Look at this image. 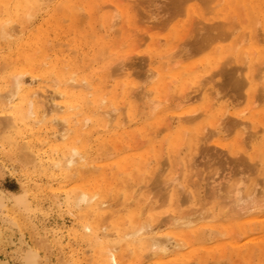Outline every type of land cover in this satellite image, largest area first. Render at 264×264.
Segmentation results:
<instances>
[{
	"label": "rangeland",
	"instance_id": "1",
	"mask_svg": "<svg viewBox=\"0 0 264 264\" xmlns=\"http://www.w3.org/2000/svg\"><path fill=\"white\" fill-rule=\"evenodd\" d=\"M10 1L13 5L18 0ZM75 1L76 3H73L75 5L68 9L69 11L66 10L67 12H63L59 7L60 11L57 10L56 2L45 7L40 6L36 12L34 10L33 14L31 13L33 16L29 18L25 17L26 13L22 15L21 20L24 18L23 22L25 21L22 23L23 27H27L23 37L16 35L15 39L13 36L14 39L5 42L7 46L4 44L1 51V57L6 61H0V67H2L0 83L3 86L0 85V91L8 87V82L11 81L9 78L14 73L24 71L26 78L29 77L31 72L28 70L31 68L35 70V73L45 74L42 78L46 85H51V83L53 85V81L58 79L56 69L61 70L65 82L71 76L75 82L84 80L85 82L80 83L82 86L86 83L90 85V88L84 91L81 87L74 90L77 94L79 92L82 94L83 91V98L88 94L80 101L81 106H84L78 108L77 111L83 108L85 116L93 117L94 106L101 107V111H108L110 106L117 105L121 106L122 112H119L118 119H111V123H107L106 126L104 122L89 124L84 131L80 132L83 136L76 145L84 146V149L85 145L87 146V152H85L95 168L97 167L95 171L91 170L92 172L83 175L81 180L78 177L64 179L59 170H54L51 164L62 157L64 149L60 150V147H51L46 143L43 145L37 143L35 139L40 136L44 137L43 132L32 135L34 138L32 149L38 151V156L33 155L29 161L33 160L28 161L29 164L25 166L23 155L26 159L31 156L24 153L20 156L16 155L22 141L13 136V139H10L11 142L7 143L9 140H5L6 135L3 137L1 135L4 134L2 132L8 134V130L2 132L0 130V264H21L23 255L28 249L38 254L40 260L38 264L40 262L41 264L46 262L47 264H103L106 257L102 256L103 253H98L100 242L94 237L85 236L82 230L83 220L80 219L79 212L67 205L68 196L79 189L101 194L93 203L100 198L105 200L109 198L110 201H107L111 206L117 205L115 218L107 221L108 224H106L109 226L105 224L107 226L105 232L114 237L113 241L119 240L117 237L121 235V231L128 230L132 224L145 222L151 223L153 227H157V224L162 226L160 230L154 231L157 236L178 233L181 229L171 227L169 224L172 217H180L188 212L203 209L208 217L198 221L184 232L186 248L182 251L183 254L186 256L192 254L197 264H211L210 262L212 264L216 262L217 264H224V262L225 264H264V207L262 212L255 215L236 217L239 209H235L236 207L229 205L230 203L228 204L225 200V192L234 188V185L240 181L244 186L243 193L252 192L257 183L258 187L261 185L260 190L256 189L258 201L263 200L262 197H264V0H164L163 3L158 4L155 0H120L121 4L117 0H111L116 3L115 7L117 6L118 22L115 21L113 25L115 28L108 27L110 26L108 15H111V10L116 8L112 7L108 12H106L108 8L101 9L106 5L105 3L108 5L104 7H110L108 0ZM76 8H79V11ZM26 21H28L27 25ZM98 21L99 26H97ZM116 26L119 27L116 28ZM233 27L237 30L235 31ZM108 28L112 30L108 31ZM100 32L102 36L105 35L104 38L100 36ZM240 40L245 42L239 43ZM237 45L240 46L237 47ZM174 46L177 47L175 51L178 56L174 55V58L172 56L170 59L166 56L165 58L163 53L171 52ZM8 51L11 54H6ZM32 51L33 53L36 51L35 55ZM124 55L132 58L130 62L133 65L129 64L131 68L128 66L126 69L130 70L122 74L123 76L120 73L119 76V66L114 65L113 62L119 61L118 58L125 60ZM22 56L32 57L34 60L30 69L25 66L23 60H19ZM39 57L45 58L44 61H41ZM124 60L126 67L129 59L127 63ZM122 64H119L120 68ZM14 67H17L16 71L12 70ZM114 68L118 69V74ZM146 69L153 71L151 75L156 73L152 80L144 81V74L148 71ZM172 72L180 73L178 78L170 76ZM50 73L53 77L49 76ZM108 73L109 76H113L109 77ZM161 75L162 84L159 86V93H156L154 89L160 82ZM198 80H200L199 83H197ZM142 82L146 83L142 85ZM141 85L144 88L140 92L147 95L151 92L149 99L162 103L165 99L169 101L163 106L160 105L162 108L159 106L150 117L147 116L150 111L148 109V112L145 110L147 113L144 111V108H147L146 98L140 96L142 101L138 103L136 98L142 93L139 92L138 96L136 93V96L132 94L135 91L138 93L137 89ZM99 86L101 87L100 95L96 104H92L93 88ZM62 87L65 88L67 85ZM2 93L0 92V95ZM114 93L117 97L116 101L123 102L122 105L125 107L122 108L121 103L113 104L114 102L110 101L109 98ZM166 95L171 98L168 99ZM216 95L217 97L214 98ZM198 96L199 98H194ZM211 96H213L212 99ZM177 97H180L178 101ZM100 98L105 99L103 104H99ZM186 100L190 101L186 102ZM134 101L137 103L133 104ZM210 101L213 103L211 108H208ZM180 103L181 105L178 106ZM130 106L134 107L132 111ZM170 106L176 108L171 109ZM183 110L192 112L188 114L191 116L187 120L189 123H185L186 119L184 120L180 115ZM195 110L198 116L202 115L196 118L197 115L193 114ZM133 111L135 113L132 115ZM225 111L227 115L224 114ZM139 112L147 115L139 116ZM223 115H225V120L222 118ZM192 116H196L195 120ZM165 117L168 120L167 124ZM179 117H182L184 123ZM228 117L231 119L228 120ZM220 118L222 121L217 124L215 120L220 121ZM121 119V122L118 121ZM237 120L242 124L239 125ZM235 121L239 126H236L237 128L236 124L234 125ZM215 123L220 127H216ZM100 124L104 125L100 126ZM166 125L168 127L171 125V127L168 128ZM202 127H206V130L201 129ZM28 128V126L27 129L20 126L18 129L14 128L13 132L21 130L26 136ZM34 128L36 131L37 128ZM163 128L166 129L163 130ZM240 128L245 129L244 132ZM207 129H211V134L214 132L216 135H211ZM201 130L209 133L211 137H207L206 140L207 135L203 137L204 133L201 136ZM160 131L161 134L158 133ZM72 136L73 133L69 135V138ZM171 137L177 139L176 143H170ZM240 137H243V140L239 139ZM83 140L84 143H82ZM177 147L181 148L177 150ZM108 155L110 157H107ZM119 160H121V165L116 164ZM33 161L36 163L34 167V164L31 166ZM178 162L180 165L177 164ZM175 173L178 174V178ZM173 176L177 178H175L177 181L175 183H172ZM137 184L142 186L139 190L135 189L138 188ZM178 187L183 190H178ZM131 190L132 193L134 191L135 197L130 194ZM128 194L133 197H130L131 201ZM20 199L27 201L24 202L27 207H24V204L23 206L17 205ZM120 201L122 203L119 206ZM143 205H145L142 207L143 211L141 208L139 210V207ZM241 207L244 208V206ZM224 211L225 214H222L221 212ZM136 217L137 220L140 219V222L135 221ZM92 220L89 221L92 222ZM202 229H204V235L211 234L208 231H214L213 235L217 233L213 239L210 237L201 239L202 242L201 240L196 242L194 239H198V236L196 238L195 236L198 232H202ZM188 236L193 237L194 241ZM250 237L253 240L243 241ZM191 241L193 243L189 244ZM124 242L126 240L119 244V246L123 244L124 246L116 253L121 259V264H135L136 261L139 264H154L143 260L144 257L139 259L141 253L132 247L125 246ZM170 244L172 245L173 242ZM232 248H236L237 253H233Z\"/></svg>",
	"mask_w": 264,
	"mask_h": 264
},
{
	"label": "bare ground",
	"instance_id": "2",
	"mask_svg": "<svg viewBox=\"0 0 264 264\" xmlns=\"http://www.w3.org/2000/svg\"><path fill=\"white\" fill-rule=\"evenodd\" d=\"M75 0H18L16 3H14L13 5H11L10 4V0H0V61H6V59L4 60V58H2L1 56H2V54H1V51H2V49H3V47H4V44H6L5 42H7V41H9V39H14V37H15V39H16V35H19V36H22L24 33H25V28H27V27H23V25L24 24H22V23H24L23 22V19L21 20V17H22V15L24 14V13H26L25 14V17H27V18H29V17H31V16H33L32 14H33V12H34V10H35V12H36V9H38L40 6H48L49 4L51 5V4H55L56 2H57V10H59L58 9V7L60 8V10H62L63 12H67L66 10H68V9H71V7L72 6H74L73 5V3H76V1L74 2ZM118 2L120 1V0H117ZM122 1V0H121ZM125 1V0H124ZM123 1V2H124ZM127 1V0H126ZM129 1V0H128ZM153 1V0H152ZM156 1H158L156 4H158L159 2L160 3H163V1L164 0H155V2ZM213 1V0H212ZM78 2V1H77ZM92 2V1H91ZM108 2H109V4H110V7H104V6H106V5H108L107 3H105L106 5H104L103 6V4H102V6H103V8H101V9H104V8H108L107 9V11L106 12H108V10L111 8L112 9V7L113 8H116V9H112L111 10V15H108L109 17H108V22L110 23L109 25L110 26H108V27H112L114 24H115V21L116 22H118V15H117V6L115 7V5H116V3H114V2H111V0H108ZM154 2V3H155ZM91 4V3H90ZM90 4H88V5H90ZM119 4H121L120 2H119ZM136 4V3H135ZM187 4V3H186ZM96 6V5H95ZM101 6V7H102ZM93 7V6H92ZM186 7V6H185ZM215 7V6H214ZM217 7V6H216ZM93 8H96V7H93ZM120 8V7H119ZM204 8V7H203ZM240 8V7H239ZM242 8V7H241ZM47 9V8H46ZM76 9H78V11H79V8H76ZM124 9V8H123ZM24 10H25V12H24ZM59 10V11H60ZM125 10V9H124ZM123 10V11H124ZM69 11V10H68ZM82 11V10H81ZM80 11V12H81ZM97 11V10H96ZM185 11V10H184ZM58 12V11H57ZM98 12V11H97ZM9 13H11V14H9ZM32 13V14H31ZM96 13V12H95ZM207 13V12H206ZM110 14V13H109ZM124 14V13H123ZM244 15V14H243ZM8 16V17H7ZM24 17V16H23ZM96 17V16H95ZM95 17H94V19H95ZM243 17V16H242ZM26 18V19H27ZM106 18V17H105ZM117 19V20H116ZM22 21V22H21ZM29 21V20H28ZM28 21H26L27 23H26V25L28 24ZM201 21V20H200ZM235 21V20H234ZM105 22V21H104ZM124 22V21H123ZM232 22V21H231ZM97 26H99V21L97 22ZM205 25V24H204ZM237 25V24H236ZM210 26V25H209ZM114 27V26H113ZM119 26H116V28H118ZM189 27V26H188ZM193 27V26H192ZM238 27V26H237ZM258 27V26H257ZM98 29H99V27H97ZM106 28H107V26H106ZM115 28V27H114ZM234 28V27H233ZM45 29V28H44ZM246 29H247V27H246ZM109 30H112V28H108V31ZM221 30V29H220ZM225 30H227V29H225ZM234 30H235V28H234ZM234 30H232V32L234 31ZM237 30V29H236ZM235 30V31H236ZM107 31V30H106ZM229 31V30H228ZM94 32V31H93ZM258 32V31H257ZM256 32V33H257ZM224 33H225V31H224ZM245 33V32H244ZM116 34V33H115ZM215 34V33H214ZM229 34V33H228ZM230 35H231V32H230ZM229 35V36H230ZM14 36V37H13ZM100 36H102V34H101V32H100ZM103 36H105L104 34H103ZM102 36V38H104ZM143 36H144V34H143ZM185 36H186V34H185ZM216 36V35H215ZM228 36V35H227ZM245 36H246V34H245ZM23 37V36H22ZM22 37H20V38H22ZM187 37V36H186ZM244 37V36H243ZM19 38V39H20ZM126 38V37H125ZM185 38V37H184ZM219 38V37H218ZM17 39H18V36H17ZM30 39V38H29ZM239 40V39H238ZM242 40H244V39H242ZM245 40H246V37H245ZM206 41V40H205ZM111 42V41H110ZM124 42V41H123ZM214 42V41H213ZM212 42V43H213ZM239 43L240 42H245V41H238ZM237 42V43H238ZM15 43H17L16 41H15ZM18 43H20V42H18ZM101 43V42H100ZM116 43H117V41H116ZM156 43V42H155ZM236 43V44H237ZM238 43V44H239ZM242 43V44H243ZM33 44V43H32ZM113 44H115V43H113ZM135 44V43H134ZM158 44V43H157ZM17 45V44H16ZM21 45H22V43H21ZM241 45V44H240ZM240 45H237V47L238 46H240ZM244 45V44H243ZM6 46H7V44H6ZM29 46V45H28ZM120 46H123V45H120ZM158 46V45H157ZM177 46V45H176ZM176 46H174V50H172L171 52H169L168 50V54L167 53H163V56H164V54H165V58H172V56H173V58H174V55L176 56H178V54H176V51H175V47ZM18 47V46H17ZM16 47V48H17ZM35 48V47H34ZM177 48V47H176ZM15 49V48H14ZM13 49V50H14ZM20 49H22V48H20ZM106 49V48H105ZM229 49H230V47H229ZM10 50V49H9ZM18 50V49H17ZM16 50V51H17ZM28 50V49H27ZM169 50H170V48H169ZM12 51V50H11ZM20 52V51H19ZM18 52V53H19ZM23 52V51H22ZM174 52V53H173ZM9 53V51L6 53V54H8ZM13 53H14V51H13ZM16 53V52H15ZM32 53H33V51H32ZM35 53H36V51H35ZM35 53H33V55H35ZM9 54H11V52L9 53ZM20 54V53H19ZM101 53H99V55H100ZM103 54V53H102ZM105 54V53H104ZM107 54V53H106ZM167 54V55H166ZM242 54H244V53H242ZM251 54H253V52L251 53ZM4 55V54H3ZM32 55V56H33ZM239 55H241V54H239ZM6 56V55H5ZM4 56V57H5ZM20 56V55H19ZM30 56V55H29ZM100 56H102V55H100ZM103 56H105V55H103ZM108 56V55H107ZM125 56H126V58H125ZM131 55H129V57H130ZM167 56V57H166ZM171 56V57H170ZM228 57V56H227ZM230 57V56H229ZM242 57V56H241ZM246 57V56H245ZM244 57V58H245ZM262 57V56H261ZM40 58V57H39ZM39 58H38V60H39ZM104 58V57H103ZM123 58H125V60H126V63H127V60L129 59V61H128V63H127V65H126V67H125V62H123V60L124 59H120V58H118L119 59V61L118 60H114L115 62H113L114 63V65H116V66H119V74H118V69L116 70L115 68V72H117V74L120 76V73H121V75L123 74H125L128 70H130L129 68L128 69H126L128 66H129V64H131V65H133L132 64V62H130L131 60H130V58H127V55H124L123 56ZM161 58V57H160ZM2 59V60H1ZM37 59V58H36ZM45 59V58H44ZM44 59H41L40 58V60L42 61H44ZM132 59V58H131ZM224 59V58H223ZM228 58H226V60H227ZM19 60H23L24 61V64H25V66L26 67H29L28 69H30L31 68V65L33 64V62H34V60L32 59V57L30 58H27V57H25V56H22V57H19ZM37 60V61H38ZM122 60V61H121ZM124 60V61H125ZM243 60V59H242ZM8 61H9V59H8ZM36 61V62H37ZM118 61V62H117ZM121 61V62H120ZM228 61V60H227ZM11 61H9V63H10ZM130 62V63H129ZM172 62H175V61H172ZM1 63V62H0ZM3 63V62H2ZM115 63H123L122 65L124 66H122L121 65V68H120V65L118 64H115ZM170 63V62H169ZM176 63V62H175ZM3 64H5V63H3ZM2 64V65H3ZM42 64V63H41ZM44 64V63H43ZM42 64V65H43ZM59 64V63H58ZM171 64H173V63H171ZM228 64V63H227ZM231 64V63H230ZM46 65V64H45ZM112 65V64H111ZM113 65V66H114ZM170 65V64H169ZM258 65V64H257ZM261 65H262V63H261ZM4 66V65H3ZM8 66V65H7ZM172 66H174V64L172 65ZM197 66V65H196ZM242 66V65H241ZM4 67H6V65L4 66ZM4 67H3V69H4ZM130 67V66H129ZM1 69H0V71H2V67H0ZM50 68V67H49ZM63 68V67H62ZM82 68H84V67H82ZM117 68V67H116ZM131 68V67H130ZM254 68V67H253ZM65 69V68H64ZM63 69V70H64ZM121 69V70H120ZM194 69V68H193ZM12 70L13 71H16L17 70V67H14V68H12ZM37 70H38V68H37ZM113 70V69H112ZM146 70H148V71H150V72H148V71H146L147 73L146 74H144L145 75V80L144 81H146V80H152L153 78H154V76H156L154 73H153V75H151L152 74V72L153 71H151L150 69H146ZM254 70V69H253ZM21 71V70H20ZM25 71H26V69H25ZM28 71H30L31 73L29 74V77H26L25 78V72L23 71V73H14V75L11 77V78H9V81H10V79H11V81L10 82H8L9 83V85H8V87L6 86L5 88H3L0 92H3L1 95H0V130H1V132L2 131H7L8 130V134H6V132H2V134L3 135H1L2 137L4 136V135H6V137H4V138H7V139H5V140H9L7 143H10L11 141H10V139L12 138L13 139V136L14 137H18L19 139H20V141H22L21 143V146H19V149H18V147H16L17 149H18V151L20 152H16V155L18 156H20V154L22 155L23 153L25 154V155H27V156H31V157H29V159L27 160L26 158H24V155H23V158L22 159H25V162L26 163H24V165L25 166H27L26 164H29V163H27L31 158H32V156L34 155V156H38V151H33V149H32V142L34 141V138H33V136L32 135H34L35 133H37V132H43L44 134H45V136L44 137H35L36 139V142L37 143H39V144H41V145H43L44 143H46V144H48V145H50L51 147L52 146H54V147H56V148H58V147H60L59 149L61 150V149H64L63 151H64V153L62 154V157L59 159V160H56V162L53 164H51V165H53L52 167H54L55 169L54 170H59L61 173H62V175L64 176L63 178L64 179H71V178H79L80 180L82 179L81 177L83 176V175H85L86 173H89V172H92V171H95L96 169H97V167L95 168V166H94V164H93V162L92 161H90V159H89V156H88V154L86 153L87 152V150H86V145H85V149L83 148V147H79V145H76V143L80 140V138H82V136H83V134L82 133H80L81 131H84V129L89 125V124H98L99 122H104L105 123V126H106V124L107 123H111V121L115 118V119H118V117H119V112L121 113L122 111L120 110V107L121 106H117V105H113L112 107L110 106V108H109V110L108 111H104V110H102L101 111V107H99V106H94V116L93 117H90V116H85V111H84V109L83 108H81L79 111H77L78 110V108H80V107H83L84 105H82L81 106V104H82V102L80 103V101L82 100V99H84L86 96H88V94L83 98L82 97V94H83V91L85 90V89H89L90 88V85L89 84H87L86 83V85H84V86H82L80 83H82V82H85L84 80H79L78 82H75V80L73 79V77L71 78V76H70V78L68 77V79H67V81L65 82V80L63 79V73L61 72V70L59 71V70H56L55 69V73H56V75H57V80H55V81H53V85H52V83H51V85H46L45 83H44V81H43V78H42V76H44L45 74L43 73V72H34L35 70H33L32 68H31V70H28ZM111 72H113V71H111ZM107 73V72H106ZM13 74V73H12ZM75 74V73H74ZM74 74H73V76H74ZM105 74V73H104ZM111 74H114V73H111ZM180 74V73H179ZM178 73H170V76H172V77H175V78H178V75H179ZM71 75V74H70ZM122 75V76H123ZM143 75V76H144ZM239 75V74H238ZM49 76H52L51 75V73H50V75ZM108 76H109V73H108ZM113 75H111V76H109V77H112ZM131 76V75H130ZM241 76V75H240ZM53 77V76H52ZM118 77V76H117ZM253 77V76H252ZM6 78V77H5ZM115 78V77H114ZM143 78V77H142ZM199 78V77H198ZM202 78V77H201ZM256 78V77H255ZM142 80V79H141ZM162 75H161V80H159L160 82H158V85L156 86V88L154 89L155 90V92L156 93H159V86L162 84ZM200 80H202V79H200ZM200 80H198V82L197 83H199V81ZM245 80V79H244ZM4 81H6V79L4 80ZM205 81V80H204ZM1 82V81H0ZM140 82V81H139ZM207 82V81H206ZM209 82V81H208ZM207 82V83H208ZM217 82V81H216ZM47 83V82H46ZM143 83V82H142ZM146 82H144L142 85H144ZM149 83V82H148ZM172 83V82H171ZM173 83H174V81H173ZM196 83V82H195ZM203 83V82H202ZM262 83V82H261ZM62 84V86L63 85H67V87H62V86H60L59 87V85H61ZM204 84V83H203ZM0 85H1V83H0ZM142 85H141V87H142ZM167 85L169 86V84L167 83ZM262 85V84H261ZM2 86V85H1ZM167 86V87H168ZM3 87V86H2ZM1 87V88H2ZM78 87H81V88H84L83 89V91H82V94H81V92H79L78 94L77 93H75L74 92V90H77L78 89ZM100 87V86H99ZM93 88V100H92V104H96V101H97V99H98V96L100 95V91H101V87L100 88ZM141 87L139 86V88L137 89L138 90V93H137V91H135L134 93H132L133 94V96H138L139 95V92L140 91H143V88L144 87H142V90H141ZM201 87V86H200ZM119 88H120V84H119ZM104 89V88H103ZM118 89V88H117ZM140 89V90H139ZM167 89V88H166ZM169 89V88H168ZM201 89H202V87H201ZM197 90V89H196ZM200 90V89H199ZM131 91H132V89H131ZM134 91V90H133ZM161 91V90H160ZM125 92V91H124ZM185 92V91H184ZM188 92V91H187ZM186 92V93H187ZM198 92H200V91H198ZM135 93H136V95H135ZM140 93H142V92H140ZM144 93V92H143ZM142 93V94H143ZM150 93L151 92H149L148 93V95L145 93V94H140L139 96H138V98H136L137 99V102L139 103V101L141 102L142 101V99L141 98H146L145 99V101H146V104H147V108L145 109L144 107V111L145 110H149L150 111V113L148 112V110H147V114H149V115H147L146 113H138V114H140L139 116H141L142 114H143V116H149L150 117V115L151 114H154L155 113V111L158 109V107L160 106V105H164V103H167V102H169V101H166V99H165V101L164 100H162V101H164V103H162V102H158L157 100H154V99H149V96H150ZM126 94V93H125ZM209 94V93H208ZM128 95H129V93H128ZM131 95V94H130ZM213 95V94H212ZM140 96H141V98H140ZM167 96V95H166ZM197 96V95H196ZM103 97V96H102ZM170 97V96H169ZM169 97L167 96V98L169 99ZM212 97L213 96H211V99H212ZM215 97H217V95L216 96H214V98ZM161 98V97H160ZM171 98V97H170ZM180 98V97H179ZM178 97H177V101H178V99H179ZM194 98H199V96L198 97H194ZM193 98V99H194ZM244 98V97H243ZM110 101H112V102H114L113 104H120V105H122L123 104V102H118V101H116V99H117V97L115 96V93H114V95L113 96H110ZM135 99V98H134ZM172 99H173V97H172ZM210 99V98H209ZM88 99H86V101H87ZM104 98H100V102H99V104H103V102H104ZM173 100H175V98L173 99ZM196 100V99H195ZM136 101V100H135ZM135 101L133 102V104L135 103ZM188 101H190V100H186V102H188ZM136 102V103H137ZM185 102V101H184ZM86 103H88V101L86 102ZM135 103V104H136ZM162 103V104H161ZM212 103L213 102H211L210 101V104L209 105H207L208 106V108H211V106H212ZM254 103V102H253ZM184 104V103H183ZM214 104H215V101H214ZM138 105V104H137ZM166 105V104H165ZM179 105H181V103L180 104H178V106ZM123 106L124 105H122V108H123ZM134 106V105H133ZM136 106V105H135ZM162 106H160L161 108H162ZM173 106H175V105H173ZM173 106H170L171 107V109L173 108ZM177 106V107H178ZM210 106V107H209ZM125 107V106H124ZM137 107V106H136ZM135 107V109H137ZM133 108L134 107H131L130 106V110L132 111L133 110ZM161 108H160V110H161ZM165 108V107H164ZM163 108V109H164ZM174 108H176V107H174ZM173 108V109H174ZM179 108V107H178ZM125 109V108H124ZM135 109H134V111H135ZM140 109V108H139ZM142 109V108H141ZM140 109V110H141ZM41 110V111H40ZM129 110V109H128ZM225 110H226V106H225ZM132 112V115H133V113H135V112ZM137 111V110H136ZM184 111V110H183ZM181 112L180 113V115L183 117V119L185 120V123L187 122V120L191 117V116H188V114H192V112H189V111H184V112ZM196 111V110H195ZM124 112V111H123ZM161 112H162V110H161ZM164 112V111H163ZM203 112V111H202ZM201 112V113H202ZM137 113V112H136ZM197 113V111L196 112H194L193 114L194 115H197V117L196 118H198L200 115H202V114H200L199 116H198V113ZM124 114V113H123ZM123 114H122V117H123ZM146 114V115H145ZM177 114V113H176ZM224 114H226V111L224 112ZM242 114V113H241ZM227 115V114H226ZM136 116H137V114H136ZM125 117V116H124ZM131 117V116H130ZM135 117V116H134ZM138 117V116H137ZM182 117H179V119L181 120V122H183V119H181ZM195 117H193L192 116V118L194 119ZM224 117H225V115H223L222 116V118L224 119ZM133 118V117H132ZM146 118V117H145ZM168 118V117H167ZM222 118H220V121L219 120H215V122H217V124L218 123H220L221 121H222ZM229 118L230 117H228V120H229ZM112 119V120H111ZM131 119V118H130ZM165 119H166V117H165ZM231 119V118H230ZM179 120V121H180ZM195 120V119H194ZM225 120V119H224ZM224 120H223V122H224ZM118 121H122V119L121 120H118ZM166 122V124H167V119L165 120ZM219 121V122H218ZM227 121V120H226ZM231 121V120H230ZM233 121V120H232ZM231 121V122H232ZM126 122V121H125ZM134 122V121H133ZM230 122V123H231ZM237 122H239V125L240 124H242V122H240V121H238L237 120ZM237 122L235 121V123H234V125H235V127L236 126H238V124H237ZM31 123V124H30ZM184 123V122H183ZM187 123H189V122H187ZM244 124L245 123H247V122H243ZM109 124L107 125V126H109ZM168 124H170V123H168ZM216 123H215V126L217 127V126H219V125H217ZM228 124V123H227ZM231 124H233V123H231ZM230 124V125H231ZM104 125V124H103ZM103 125H101L100 124V126H103ZM224 125V124H223ZM229 125V124H228ZM234 125H232V127H234ZM20 126H22V127H25L26 129H27V126L29 127L28 128V135L30 134V136L28 137V135H24L23 133H22V131L21 130H19V131H17V132H13V130H15V129H18V127H20ZM36 127L37 128V130L36 131H34V127ZM120 126V125H119ZM164 126H165V124H164ZM167 127H168V125H166ZM215 126H214V129H215ZM111 127V126H110ZM109 127V128H110ZM121 127V126H120ZM170 127H171V125H170ZM170 127H168V128H170ZM220 127V126H219ZM224 127V126H223ZM226 127L228 128V126L226 125ZM239 127V126H238ZM15 128V129H14ZM113 128V127H112ZM115 128V127H114ZM237 128V127H236ZM145 129V128H144ZM160 129V128H159ZM166 128H163V130H165ZM201 129H204V131L206 130V127H202ZM241 129V128H240ZM246 129H247V127H246ZM106 130V129H105ZM158 130V129H157ZM198 130V129H197ZM208 130V132H210V134H211V129H207ZM210 130V131H209ZM242 130V129H241ZM243 130H245V129H243ZM242 130V131H243ZM91 131V130H90ZM202 132V130H201V132L202 133H200L201 134V136H202V134H204L205 132ZM249 131V130H248ZM93 132V131H92ZM91 132V133H92ZM244 132V131H243ZM246 132V131H245ZM73 133V136L72 137H70L69 138V135L70 134H72ZM158 133H160L161 134V131L160 132H158ZM179 134H180V131L178 132ZM247 134H248V132H246ZM250 133V132H249ZM149 134H150V132H149ZM178 134V135H179ZM199 134V135H200ZM213 135H216V133H212ZM211 134V135H212ZM243 134V133H242ZM251 134V133H250ZM256 134V133H255ZM7 135H8V137H7ZM193 135V134H192ZM207 135V136H206ZM211 135H209V133H205L204 135H203V137H205L206 136V140H207V137H211ZM246 135V134H245ZM245 135H243V137L245 136ZM184 136V135H183ZM200 136V137H201ZM253 136V135H252ZM251 136V137H252ZM99 137V136H98ZM199 137V138H200ZM223 137V136H222ZM242 137V138H243ZM137 138V137H136ZM241 137L239 138V139H242ZM113 139V138H112ZM208 139H211V138H208ZM243 140V139H242ZM112 141V140H111ZM175 141H177V139L175 138V137H171V139H170V143L171 144H174V143H176ZM198 141H201V139L199 140L198 139ZM12 142H14V141H12ZM87 141H85V143H86ZM145 142V141H144ZM208 142V141H207ZM15 143V142H14ZM20 143V142H19ZM58 143H62L63 145L62 146H60ZM82 143H84V140L82 141ZM139 143V142H138ZM182 143H183V140H182ZM240 143V142H239ZM243 143V145H244V142H242ZM241 143V144H242ZM87 144V143H86ZM143 144V143H142ZM201 144V143H200ZM14 145H16V143L14 144ZM38 145V144H37ZM141 145V144H140ZM140 145H138V146H140ZM217 145V144H216ZM124 146V145H123ZM170 146V145H169ZM179 146H181V145H179ZM62 147V148H61ZM89 147V146H88ZM109 147V146H108ZM121 147V146H120ZM162 147V146H161ZM126 148V147H125ZM178 149L177 150H179V148H181V147H177ZM123 149V148H122ZM121 149V150H122ZM245 149V148H244ZM104 150V149H103ZM110 150V149H109ZM86 151V152H85ZM90 151V150H89ZM101 153H103V152H101ZM101 153H100V155H101ZM115 153V152H114ZM118 153V152H117ZM162 153V152H161ZM58 154V153H57ZM108 154V153H107ZM52 155H53V153H52ZM59 155V154H58ZM26 156V157H27ZM111 156H112V154H111ZM144 156H146V155H144ZM178 156V155H177ZM107 157H110L109 155L107 156ZM147 157V156H146ZM236 157V156H235ZM16 158V157H15ZM105 158V157H104ZM18 159L21 161V158L20 157H18ZM100 159V158H99ZM27 160V161H26ZM33 160V159H32ZM31 160V161H32ZM165 160H166V158H165ZM256 160V159H255ZM19 161V162H20ZM31 161H29V162H31ZM257 161V160H256ZM22 162H24V160L22 161ZM34 162V163H33ZM32 162V164H31V166L33 165V167L35 166V161H33ZM150 162V161H149ZM152 162V161H151ZM192 162V161H191ZM21 163V162H20ZM19 163V164H20ZM160 163H162V162H160ZM165 163H166V161H165ZM22 164V163H21ZM20 164V165H21ZM43 164H45V163H43ZM102 164V163H101ZM116 164H119V165H121V160H119V161H117V163ZM142 164V163H141ZM177 164H179V162L177 163ZM147 165H148V163H147ZM166 165H167V163H166ZM180 165V164H179ZM49 166V165H48ZM126 166V165H125ZM141 166V165H140ZM139 166V167H140ZM162 166V165H161ZM177 166V165H176ZM39 167V166H38ZM122 167V166H121ZM144 167H145V165H144ZM112 168H113V166H112ZM127 168V167H126ZM129 168V167H128ZM132 168V166L130 167V169ZM143 168V167H142ZM165 168V167H164ZM180 168V167H179ZM41 170V169H40ZM56 170V171H57ZM92 170V171H91ZM128 170V169H127ZM177 170V169H176ZM159 171H160V169H159ZM163 171V170H162ZM181 172V171H180ZM95 173V172H94ZM154 174L156 173V172H153ZM152 173V174H153ZM159 174L161 173V172H158ZM154 174H153V176H154ZM157 174V173H156ZM47 175V174H46ZM175 175H176V177L178 176V174L177 173H175ZM174 177V176H173ZM176 177H174L172 180V183H175V182H177L176 181V179L178 178H176ZM155 178H156V176H155ZM176 178V179H175ZM63 179V180H64ZM140 179V178H139ZM147 179V178H146ZM241 179V178H240ZM149 180V179H148ZM258 181H259V179H258ZM257 181V182H258ZM69 182V181H68ZM150 182V181H149ZM170 182V181H169ZM164 183V182H163ZM167 183V182H166ZM171 183V184H172ZM246 183V182H245ZM83 184V183H82ZM171 184H168V185H171ZM73 185V183L71 184V186ZM121 185V184H120ZM148 185H149V183L147 184V186L146 187H148ZM166 185V184H165ZM245 185V184H244ZM260 185V184H259ZM78 186V185H77ZM80 186V185H79ZM137 186H138V188L136 187V185H135V189L137 190H139L140 189V186L137 184ZM178 186V185H177ZM180 186V185H179ZM256 186V187H255ZM254 186V188H253V190H252V192H250V193H243L242 192V190H243V183H242V181H240V182H237L235 185H234V188H230V190H227V192H225L226 194H225V200L228 202V204L229 205H233L234 206V208L235 209H239V210H241V211H237L236 212V217H240V216H247V215H255V214H257V213H259V212H262V209H263V207H264V197H262V193H260V195H261V197H262V199L263 200H261V201H258V198H257V194H256V189H259L260 187H261V185L258 187V183H257V185H255ZM69 187H70V185H69ZM82 187V186H81ZM134 187V186H133ZM132 187V188H133ZM142 187V186H141ZM145 187V186H144ZM233 187V186H232ZM263 187V186H262ZM128 188V187H127ZM131 188V187H130ZM89 189H90V187H89ZM122 189V188H121ZM110 190V189H109ZM133 190V189H132ZM132 190H131V193L130 194H132L134 197H135V193H134V191H133V193H132ZM178 190H180L179 189V187H178ZM181 190H183V189H181ZM180 190V191H181ZM260 190V189H259ZM262 190H263V188H262ZM261 190V191H262ZM90 191V190H89ZM92 191V190H91ZM95 191V190H94ZM97 191V190H96ZM179 191V192H180ZM138 193V192H137ZM119 194V193H118ZM130 194H128L129 195V198L130 197H132V195H130ZM177 194V193H176ZM175 195V194H174ZM187 195V194H186ZM101 196V194H98V193H90V192H88V191H85V190H80L79 189V191H76V192H74V193H72V194H70L69 196H68V198H67V205L70 207V208H72L73 210H75V211H78L79 212V216H80V219H82L83 220V228H82V230L84 231V233H85V236H87V237H94L96 240H98L100 243H98V242H96V243H98L99 245V247H98V249H99V251H98V253L99 254H102L103 253V255L102 256H104V257H106V260L103 262V264H121V259L119 258V256L116 254L117 252H118V250H120L121 248H122V246H124V244L122 245V246H119V244L121 243V242H123V240H126V242H124L126 245L125 246H129L130 248L132 247L135 251H137V252H140L141 253V256H139V259H140V257H142L141 259H143V257L145 258V259H143V260H145L146 262H153L154 264H197V262L194 260V257L192 256V254H191V256L193 257H191V256H186L185 254H183V250L186 248V243H185V241H184V232L186 231V230H188V229H190V227H192V226H194L198 221H202V220H205L208 216H206L205 215V213L203 212V209H200L199 211H194V212H188V213H186V214H184V215H181L180 217H172L171 219H170V226L171 227H176L177 229H181L180 231H178V233H175V234H165V235H162L161 237L160 236H157V235H155L154 234V231H156V229L157 230H160V228L162 227V226H159L160 224H157L156 226L157 227H153L152 226V224L151 223H148V222H145V223H140V224H132L130 227H128L129 229L128 230H124V231H121V235H119L117 238H119V240H117V241H113V239H114V237H112V235L110 236L108 233H106L105 232V230H106V227L107 226H109V225H107L108 224V220L109 219H113V218H115V215H116V213H117V211L115 210L116 208H118V207H116L115 205L113 206H111V204H110V200H109V198L107 199V200H109V201H107V200H105L104 198H100L99 200H97L96 202H94L93 203V201L96 199V198H99ZM152 196V195H151ZM180 196V195H179ZM188 196H190V195H188ZM115 197V196H114ZM113 197V198H114ZM119 198H120V196H118ZM144 197V196H143ZM148 197V196H147ZM150 197V196H149ZM178 197V196H177ZM187 197V196H186ZM133 198V197H132ZM145 198V197H144ZM181 198H182V196H181ZM55 199V198H54ZM130 201H131V198L129 199ZM150 200V199H149ZM181 200V199H180ZM8 201V200H7ZM26 201V200H25ZM24 199L21 201V199H20V201H18L17 202V205L18 206H23V204H24ZM118 201V200H117ZM117 201L115 202V203H117ZM27 202V201H26ZM66 202V201H65ZM176 204H178V201L176 200ZM187 202V201H186ZM185 202V203H186ZM93 203V204H92ZM119 203V206H120V203H122L121 201L120 202H118ZM185 203H184V205H185ZM27 204V203H26ZM112 204H113V202H112ZM183 204V203H182ZM28 205V204H27ZM66 205V206H67ZM123 205V204H122ZM146 205V204H145ZM145 205H143V206H141V207H139V210H141L142 209V207H144ZM179 205H181V204H179ZM263 205V206H262ZM26 205L24 204V207H25ZM140 206V205H139ZM161 206V205H160ZM173 206H175V205H173ZM221 206V205H220ZM241 206H244V208L243 207H241ZM27 207V206H26ZM225 207V206H224ZM223 207V208H224ZM228 207V206H227ZM226 207V208H227ZM230 207V206H229ZM228 207V208H229ZM238 207V208H237ZM239 207H241V208H239ZM19 208V207H18ZM123 208V207H122ZM141 208V209H140ZM156 208V207H155ZM177 208H178V205H177ZM202 208V207H201ZM24 209V208H23ZM67 209H68V207H67ZM207 209V208H206ZM222 209V208H221ZM232 209V208H231ZM242 209H244V210H242ZM194 210V209H193ZM202 210V211H201ZM226 210V209H225ZM68 211V210H67ZM72 211V210H71ZM70 211V212H71ZM138 211V210H137ZM141 211H143V209L141 210ZM140 211V212H141ZM177 211H178V209H177ZM244 211V212H243ZM133 212V211H132ZM140 212H138L139 214H140ZM183 212V211H182ZM207 212V211H206ZM213 212V211H212ZM212 212L210 213L211 215H212ZM240 212V213H239ZM244 213V214H242V213ZM203 213H204V215H203ZM209 213V212H208ZM207 213V214H208ZM222 214H225V211L224 212H221ZM141 214H142V212H141ZM158 214V213H157ZM182 214V213H181ZM135 215V214H134ZM133 215V216H134ZM152 215V214H151ZM166 215V214H165ZM179 215V214H178ZM209 215V214H208ZM210 215V216H211ZM221 215V214H220ZM131 216V215H130ZM139 216V215H138ZM210 216H209V218H210ZM230 216V215H229ZM231 216H232V214H231ZM235 216V215H234ZM256 218V217H255ZM254 218V219H255ZM90 219H93L92 220V222H90L89 220ZM136 220V222L137 221H139L140 219H139V217H138V219L139 220H137V217L135 218ZM158 219V218H157ZM212 219V218H211ZM214 219V218H213ZM248 219V218H247ZM256 219H259V218H256ZM261 219V218H260ZM123 220V219H122ZM221 220V219H220ZM168 221V220H167ZM82 222V221H81ZM126 222V221H125ZM140 222V221H139ZM155 222H156V218H155ZM161 222V221H160ZM107 223V224H106ZM113 223V222H112ZM121 223V222H120ZM158 223V222H157ZM167 223V222H166ZM107 226H106V225ZM123 224H124V222H123ZM122 224V225H123ZM163 224V223H162ZM169 224H166V225H169ZM119 225V224H118ZM165 225V224H164ZM163 225V226H164ZM165 225V226H166ZM155 226V225H154ZM164 226V227H165ZM208 227V226H207ZM211 227V226H210ZM214 227V226H213ZM168 228V227H167ZM35 229V228H34ZM81 229V228H80ZM113 229H116V228H114L113 227ZM264 229V228H263ZM117 230V229H116ZM253 231V230H252ZM58 232V231H57ZM158 232H160V231H158ZM204 229H202V232H198V234H196V236H195V238L198 236V239L196 238V239H194L196 242H198L197 240H201V239H208V238H210L211 237V239H213L214 237L213 236H215V234L217 233V232H215V234L213 235V233H214V231H208V233L209 232H211V234H205L204 235ZM213 232V233H212ZM82 233V232H81ZM223 233V232H222ZM111 234H113V233H111ZM119 234H120V232H119ZM248 234V233H247ZM83 235V234H82ZM118 235V234H117ZM115 236V235H114ZM203 236H205V237H207V238H203ZM217 236H219V235H217ZM239 235H237V237H238ZM109 237H110V240H109ZM188 237H190V236H188ZM222 237V236H221ZM253 237V236H252ZM112 238V239H111ZM116 238V237H115ZM191 238V237H190ZM217 238V237H216ZM220 238V237H219ZM235 238H236V236H235ZM239 238V237H238ZM254 238V237H253ZM253 238H249V239H245V240H243V241H246V240H249V241H251L250 239H252L253 240ZM95 239L93 240V241H95ZM193 239V237L191 238V240ZM259 239V238H258ZM41 240V239H40ZM194 240H192V241H194ZM191 241V243H189V244H192L193 242ZM40 242V241H39ZM170 242H173V244L171 245L170 244ZM201 242H202V240H201ZM204 242V241H203ZM205 242H206V240H205ZM209 242V241H208ZM242 242V241H241ZM43 244V243H42ZM169 244H170V246H169ZM235 244H237V243H235ZM206 248V247H205ZM92 249V248H91ZM124 249V248H123ZM225 249H226V247H225ZM224 249V250H225ZM87 251H89V250H87ZM199 251V250H198ZM122 252V251H121ZM128 252L130 253V251L128 250ZM232 252L233 253H237V250H236V248H232ZM139 254V253H138ZM129 255V254H128ZM194 255V254H193ZM254 255V254H253ZM48 256V255H47ZM203 256V255H202ZM214 256V255H213ZM89 257V256H88ZM95 257H96V254H95ZM250 257V256H249ZM251 257H252V255H251ZM124 258V257H123ZM123 258H122V260H123ZM126 258V257H125ZM203 258V257H202ZM225 258H226V256H225ZM214 259V258H213ZM220 259V258H219ZM218 259V260H219ZM261 259V258H260ZM39 259H38V254L35 252V251H33V250H31V249H28V250H26L25 251V253H24V255H23V258H22V263L21 264H38V262L40 261H38ZM222 260V259H221ZM226 260V259H225ZM224 260V261H225ZM228 260V259H227ZM42 261V260H41ZM45 261V260H44ZM211 261H213V260H211ZM139 262H142V261H140L139 260ZM216 262V261H215ZM214 262V263H215ZM219 262H220V260H219ZM134 263V262H133ZM138 262L136 261V263L135 264H137ZM211 264H212V262H210ZM226 263H228V261H226ZM236 263V262H235ZM40 264H41V262H40ZM45 264H47V262L45 263ZM98 264V263H97ZM139 264V263H138ZM147 264V263H146ZM151 264V263H150ZM215 264H217V262L215 263ZM224 264H225V262H224ZM229 264V263H228Z\"/></svg>",
	"mask_w": 264,
	"mask_h": 264
}]
</instances>
